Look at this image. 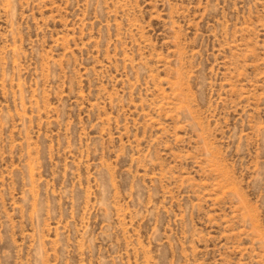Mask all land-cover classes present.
Instances as JSON below:
<instances>
[{
  "label": "rangeland",
  "instance_id": "1",
  "mask_svg": "<svg viewBox=\"0 0 264 264\" xmlns=\"http://www.w3.org/2000/svg\"><path fill=\"white\" fill-rule=\"evenodd\" d=\"M0 264H264V0H0Z\"/></svg>",
  "mask_w": 264,
  "mask_h": 264
}]
</instances>
